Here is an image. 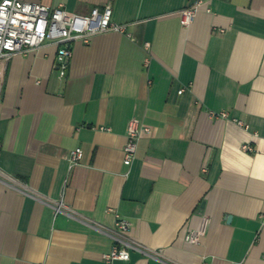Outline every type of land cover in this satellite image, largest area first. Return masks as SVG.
I'll return each instance as SVG.
<instances>
[{"label":"crops","instance_id":"1","mask_svg":"<svg viewBox=\"0 0 264 264\" xmlns=\"http://www.w3.org/2000/svg\"><path fill=\"white\" fill-rule=\"evenodd\" d=\"M22 1L125 29L71 42L62 74L52 42L0 58V264H104L115 213L113 264H264V0H202L184 28L193 0Z\"/></svg>","mask_w":264,"mask_h":264},{"label":"built area","instance_id":"2","mask_svg":"<svg viewBox=\"0 0 264 264\" xmlns=\"http://www.w3.org/2000/svg\"><path fill=\"white\" fill-rule=\"evenodd\" d=\"M202 0H193L179 10V24L186 27L192 20ZM125 24L115 23L111 19V7L108 4L93 6L85 14L69 11L61 4L50 6L38 2L22 0H0V58L6 59L16 53H26L29 50L41 46L44 42H52L57 45L56 60L60 74L71 55L70 44L73 41L89 42L95 34L114 30L123 32ZM148 46V42L144 43ZM179 92L181 91L178 90ZM221 115H225L221 113ZM103 128V127H101ZM148 130L141 126L136 118H131L126 126V139L123 145V163L129 165L134 158L136 144L140 130ZM246 150L251 146L243 145ZM82 157L80 147L72 148L67 156L68 168L78 163ZM55 210H69V206L58 202ZM115 215V228L113 238L116 241L110 250L103 253L104 264H113L116 259L128 260V248L133 244L123 235L128 227V222ZM207 217L202 215L197 228L187 231L184 235L186 241L197 243L204 234ZM236 264H241L240 262Z\"/></svg>","mask_w":264,"mask_h":264}]
</instances>
